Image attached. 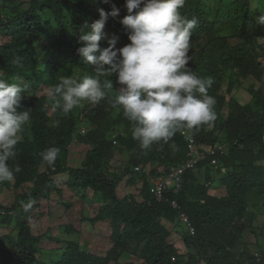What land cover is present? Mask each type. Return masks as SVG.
I'll return each mask as SVG.
<instances>
[{
  "label": "trees",
  "instance_id": "obj_1",
  "mask_svg": "<svg viewBox=\"0 0 264 264\" xmlns=\"http://www.w3.org/2000/svg\"><path fill=\"white\" fill-rule=\"evenodd\" d=\"M113 3L120 14L109 17L104 31L119 36V48L130 42L120 23L127 14L125 0H0V32L8 36L7 41L0 42V79L20 81L29 88L27 93L21 92L22 107L18 111L30 109L32 122L31 135L23 132L16 156L8 162L13 169L20 166L21 171L14 173L13 179L14 185L23 186L24 191L15 194L11 205L0 202V223L9 225L14 221L16 229L15 234L0 238V264H12L7 254L12 255L15 264H264L261 238L255 243L258 260L248 249L239 248L245 246L243 232L248 231L257 214L264 215V42H259L264 37V24L257 22L264 15V0H186L180 10L188 19L197 20L190 37L188 67L201 78L213 79L208 95L216 101L213 124L192 132L200 143H220L226 148L215 165L210 164L209 157L200 161L185 173L178 189L166 193L188 214L194 228V234L184 232L187 251L181 254L170 241L173 227L169 229V224H177V209L168 201L155 200L149 193L150 181L144 176L139 200L133 194L120 198L117 187L128 174L127 183H135L136 165L156 172L158 167L185 159L188 130L178 131L162 147L153 144L149 150L142 149L132 138L131 122L121 110L111 107L110 100L121 87L115 74L101 77V81H113V89L105 99L95 106L83 102L67 116L48 106L47 95L35 94L39 86L51 87L64 76L95 75L93 66L77 52L82 46L79 35L90 31L85 23L99 19V8L110 11ZM100 44L107 47V41ZM40 46L48 58L44 62L38 60ZM16 56L21 57L23 67L11 63ZM245 78L259 82L258 88H247L250 100L241 104L231 96L226 101V94L221 92L223 85L230 94ZM81 110L84 114L79 118ZM54 121H59L58 126H53ZM78 122L89 124L88 133L78 140L91 147L81 166L72 167L66 160V145L70 142L66 136L75 131ZM49 148L59 150L54 167L41 157ZM116 150L126 154L127 159L120 171L108 164ZM59 174H67V187L90 190L91 200L100 203L94 216L83 218L91 224L109 221L111 247L104 255L88 251L75 240H66L56 262L41 260L39 239L32 232L30 213L23 210V205L48 193L52 177ZM7 184L0 183V188ZM213 185L224 187L225 195L209 194ZM73 227L70 224L67 229ZM122 255H132L142 263L121 262Z\"/></svg>",
  "mask_w": 264,
  "mask_h": 264
},
{
  "label": "clouds",
  "instance_id": "obj_2",
  "mask_svg": "<svg viewBox=\"0 0 264 264\" xmlns=\"http://www.w3.org/2000/svg\"><path fill=\"white\" fill-rule=\"evenodd\" d=\"M103 2L109 3L110 0H103ZM185 3L186 0H125L124 7L127 14L121 18L120 23L125 27L130 42L119 48L117 47L119 36L115 34L109 36L104 31V27L109 17L119 16L120 8L114 3L111 4L110 11L106 12L103 8H99V19L91 24L85 23L90 27V31L79 35L82 46L77 49L83 61L93 66L95 75H84L79 78L64 76L51 87L46 84L41 85L48 87L46 94L54 101L53 110L58 108L67 116L74 108L82 106L83 102L95 106L105 99L108 92L113 89V81L111 79L101 81V77H111L115 74L116 83L121 87L118 90V95L110 100L111 107L121 110L123 116L131 122L132 138L138 141L140 147L145 150L151 149L153 144H160L162 147L163 144H168L178 131L187 129L185 159L164 168L158 167L156 172L151 171L149 167L136 165L141 169L148 170L149 176L141 170H136V166H134L136 176L140 175L141 179L144 176L150 181L149 193L153 197L154 195L150 191L151 177L156 174H164L171 166H181L192 157V148H197L205 156L194 163L192 167L184 170L181 183L185 173L200 161L209 157L210 164L215 165L217 157L223 152V150H217L214 155L206 154L215 146L223 145L200 143L192 132L199 130L201 126H211L216 120L217 114L214 110L215 98L208 95V89L214 83L213 79L211 77L201 78L188 67L191 60L188 54L191 47L190 37L193 29L197 26V20L195 18L188 19L181 14L180 10ZM257 22L264 24V15L259 16ZM101 41H107V47H101ZM42 55L44 58L46 57L44 53ZM38 60L40 61V57ZM11 63L17 67H23L22 59L19 56H16ZM20 84L22 83L20 82ZM20 84L8 83L0 79V183L12 181L14 173L21 171L19 165L13 169L9 167L8 163L9 160L15 158L16 146L23 139L24 126L31 121L30 109L18 111L22 107L23 99ZM25 88L29 91V88L26 86ZM47 98L46 103L51 107ZM58 124L59 121L53 122V126H58ZM77 125H75V131L66 136V138H70V141L72 138L78 141L79 136H84L89 131L85 128L81 130ZM69 143H67L66 149ZM85 144L90 145L89 143ZM172 146L175 147V145ZM58 153L57 148H49L41 153V157L48 166L54 167ZM212 159L216 161L213 163ZM136 176H134V180ZM140 181V185L137 181L134 183H137L136 185L139 187L137 191L139 194L143 185L142 180ZM173 188L176 187L170 186L166 190L162 200L154 198L157 201H168L173 209H177L178 222L177 224L170 223L173 224V228L180 221L186 225V231L194 234L188 214L180 209L176 200H169L166 197L169 189ZM134 196L137 198L136 195ZM37 200L32 201L36 202ZM172 201H176L177 206H172ZM30 208L31 202L27 204L25 201L23 210L28 212ZM181 214L187 216L188 222L181 219ZM11 224H14V221L9 225ZM0 225L9 226L1 223ZM173 232L174 229L171 233L173 234ZM253 255L257 256V260L259 259L256 252Z\"/></svg>",
  "mask_w": 264,
  "mask_h": 264
},
{
  "label": "rangeland",
  "instance_id": "obj_3",
  "mask_svg": "<svg viewBox=\"0 0 264 264\" xmlns=\"http://www.w3.org/2000/svg\"><path fill=\"white\" fill-rule=\"evenodd\" d=\"M8 1V0H7ZM209 2V1H208ZM210 3V2H209ZM4 40H8V36L6 33L0 32V42ZM230 41H235L230 38ZM259 42H264V37L259 38ZM43 49L40 46L38 48V52L40 53L38 57H40V62H44V57L42 55ZM15 83L20 84V81H15ZM253 85L255 88L259 87V82L251 78H245L242 81L241 85H236L232 90V93L227 94L225 92V84L221 92L226 94V101H230L231 96L234 97L239 103L246 104L251 95L247 88ZM22 91L26 92L28 89L25 88V85L20 84ZM47 86H40L36 91V96L47 95ZM47 102L50 105L54 104L49 97ZM228 105V104H226ZM225 105V106H226ZM227 107V106H226ZM225 108V107H224ZM229 108V106H228ZM227 108V110H228ZM230 109V108H229ZM80 116L84 114L83 110L80 112ZM223 113H226V109L223 110ZM31 121L29 124L25 125L24 132H27L28 135H31ZM77 127L81 130H89V124H85L83 122H78ZM90 147L81 141H77L75 138H72L70 143L67 146L68 154H67V164L72 167H79L83 158L85 156L86 150ZM127 163L126 154L119 153L118 150L115 151L114 156L109 159L110 168L116 167V170L120 171L124 164ZM44 168L41 166V169ZM216 175V173H214ZM129 178L130 175H126L122 181L118 183L117 192L120 198H124L126 195L133 193L138 197L139 192L137 187L140 185L141 177L137 175L135 177L136 184L130 185L127 183L126 178ZM53 178V182L51 184V188L49 192L46 194H41L39 199L35 201H27V204L31 202L30 212V222L29 224L32 226V232L38 237V246L40 251V258L44 262L54 263L57 258L63 253L62 251L65 249L66 240H75L86 246L87 250L96 254L104 255L106 251L111 247V243L108 240L110 237V226L109 221H98L94 224H91L83 217L94 216L98 204L97 200L92 199L93 193L89 190H79L77 188H69L66 186L67 174H59ZM7 185H2L0 188V202L4 205H11L14 201V196L16 193L24 190L23 186H15L14 179L12 181H7ZM209 187L208 193L213 196H224L226 191L224 187ZM135 187V188H133ZM136 190V192H135ZM64 202L68 203L66 205ZM74 226L73 228H68L70 225ZM173 227V224L169 225V229ZM174 232L171 237V243L178 250V253H185L186 247L183 242V234L187 230V227L184 223L179 221L178 225H175L173 228ZM16 229L14 224L9 226L0 225V238H5L7 235L15 234ZM59 238L62 241H57ZM258 238H261L264 241V215L262 213L257 214L252 222L251 227L247 232H243L242 240L245 242V246H240V249H248L252 254H255V243ZM6 245V243H4ZM9 256V261L12 264H15L12 255L7 254ZM121 262L127 261H140L141 259H137L132 255H122L120 257ZM143 264V263H142Z\"/></svg>",
  "mask_w": 264,
  "mask_h": 264
},
{
  "label": "built area",
  "instance_id": "obj_4",
  "mask_svg": "<svg viewBox=\"0 0 264 264\" xmlns=\"http://www.w3.org/2000/svg\"><path fill=\"white\" fill-rule=\"evenodd\" d=\"M192 147V145H190ZM217 150H224L223 146H215L214 148L208 150L206 154L214 155ZM192 157L188 160H186L181 166H171L168 170L164 172V174H156V176L151 177L152 186L150 188V191L153 193L154 197L158 200H162L164 198V193L170 186H175L176 188H179V185L181 183V176L185 169H188L193 166L194 163H196L199 159L204 158L205 154L202 153L197 148H192L191 151ZM216 160L212 159V162L214 163ZM136 170H141L146 173L147 176H149V171L146 169H141L140 166L135 167ZM172 206H177L176 201L171 202ZM181 219L184 222H188V218L185 214H181Z\"/></svg>",
  "mask_w": 264,
  "mask_h": 264
}]
</instances>
